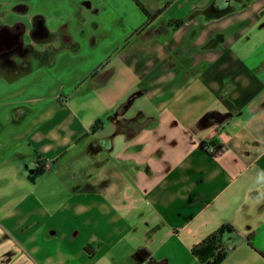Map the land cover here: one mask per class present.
<instances>
[{
    "label": "crops",
    "instance_id": "0c3cea01",
    "mask_svg": "<svg viewBox=\"0 0 264 264\" xmlns=\"http://www.w3.org/2000/svg\"><path fill=\"white\" fill-rule=\"evenodd\" d=\"M41 1L0 0V264H202L224 224L264 264V0Z\"/></svg>",
    "mask_w": 264,
    "mask_h": 264
},
{
    "label": "trees",
    "instance_id": "16d2710c",
    "mask_svg": "<svg viewBox=\"0 0 264 264\" xmlns=\"http://www.w3.org/2000/svg\"><path fill=\"white\" fill-rule=\"evenodd\" d=\"M135 1L140 6V8L143 10V12L146 14L147 24L152 22L159 15L160 12L154 15L151 14L150 12H148V10L139 0H135ZM183 22H184L183 20H169L168 26L172 29H177L181 25H183ZM230 88L231 86H226L223 89V94L226 93L228 90H230ZM137 95L138 94L133 95L129 99V101L122 106L121 110L125 109L131 103V101H133L137 97ZM131 123L137 125L138 121L134 120ZM102 125H103V121L98 120L91 128V131L96 132L102 127ZM138 127H141V126L139 125ZM42 171H43L42 169L36 170L35 173L31 176V179L34 180L38 174L42 173ZM232 232H234V227L230 224H224L220 228H218L217 230L209 234L200 243L192 246L191 252L193 253L195 257L198 258V260L202 264H220L224 260L227 254L226 244L223 240L224 235L226 233H232ZM252 241H253V238L252 236H250L248 239V242H249V245L253 248ZM85 250L91 256L95 254V250L90 244L86 245ZM260 254L264 257V253H260Z\"/></svg>",
    "mask_w": 264,
    "mask_h": 264
},
{
    "label": "flooded vegetation",
    "instance_id": "af4514ba",
    "mask_svg": "<svg viewBox=\"0 0 264 264\" xmlns=\"http://www.w3.org/2000/svg\"><path fill=\"white\" fill-rule=\"evenodd\" d=\"M24 34L23 27L18 26L14 30L0 31V55L4 58V62L14 64L20 54H27L30 47H24L22 36Z\"/></svg>",
    "mask_w": 264,
    "mask_h": 264
},
{
    "label": "rangeland",
    "instance_id": "374dc122",
    "mask_svg": "<svg viewBox=\"0 0 264 264\" xmlns=\"http://www.w3.org/2000/svg\"><path fill=\"white\" fill-rule=\"evenodd\" d=\"M20 1H29L33 6L35 5L39 6L42 4L41 0H20ZM62 1H65V0H62ZM28 17H31V16H28ZM12 20H17L18 23L22 22L25 25L27 24V18L25 14H19V13L11 14V11L10 12L7 11L3 15H0V26L3 23H7Z\"/></svg>",
    "mask_w": 264,
    "mask_h": 264
},
{
    "label": "clouds",
    "instance_id": "9594fccd",
    "mask_svg": "<svg viewBox=\"0 0 264 264\" xmlns=\"http://www.w3.org/2000/svg\"><path fill=\"white\" fill-rule=\"evenodd\" d=\"M255 183L258 186H264V172H260L257 174L255 178ZM261 195H264V193H261Z\"/></svg>",
    "mask_w": 264,
    "mask_h": 264
},
{
    "label": "water",
    "instance_id": "95a60500",
    "mask_svg": "<svg viewBox=\"0 0 264 264\" xmlns=\"http://www.w3.org/2000/svg\"><path fill=\"white\" fill-rule=\"evenodd\" d=\"M222 120H223V118H220L218 122H220V121H222Z\"/></svg>",
    "mask_w": 264,
    "mask_h": 264
}]
</instances>
